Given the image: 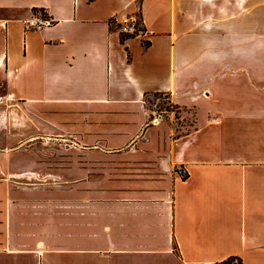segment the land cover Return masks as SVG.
Segmentation results:
<instances>
[{
  "label": "crops",
  "instance_id": "0c3cea01",
  "mask_svg": "<svg viewBox=\"0 0 264 264\" xmlns=\"http://www.w3.org/2000/svg\"><path fill=\"white\" fill-rule=\"evenodd\" d=\"M0 107V264H264V0H0Z\"/></svg>",
  "mask_w": 264,
  "mask_h": 264
},
{
  "label": "rangeland",
  "instance_id": "374dc122",
  "mask_svg": "<svg viewBox=\"0 0 264 264\" xmlns=\"http://www.w3.org/2000/svg\"><path fill=\"white\" fill-rule=\"evenodd\" d=\"M137 23H140V20H137ZM140 25V24H139ZM141 26V25H140ZM149 101V106L153 112V115L158 117L161 116L164 118H169V115L171 113H174L176 118L174 117V123L176 126L177 131L175 132V135H180L178 131H182L181 129L179 130V125L182 124V121L180 120L181 117V111L178 110L176 107L170 104L168 101V98L162 94H157L155 96H151L148 98ZM0 178L1 177H6L8 173H20L23 171V169H26L29 167V164L31 162L30 157L25 158L24 160V155L27 153V151H17L18 152V157L15 159V165L17 168H15L16 172H11L8 171L7 169V152L8 149L11 147H17L21 146V148L25 149L27 146L30 145L28 143V138L27 136L22 132L24 125L22 121L16 122L15 124L11 123L10 120L12 116L10 117V114H5L4 110L8 109L7 107H0ZM4 109V110H3ZM22 115V114H21ZM178 118V120H177ZM178 125V126H177ZM8 127V129H7ZM7 136H13V138L8 139ZM35 147L38 149H42V139H37L35 140ZM39 152V151H37ZM40 153V154H39ZM37 155L34 156L35 159L39 160V156L42 157V151H40ZM80 157V166L82 167V170H80L79 173V178L86 176V174H89V176H95L97 178H100L105 174L103 172V167H95L94 171L89 170L90 165L88 167L84 166L85 163H87V160L81 159L84 157L83 155H79ZM118 168V166H117ZM179 170V169H177ZM112 174L115 176H118L122 174V172L118 171H112ZM35 182H38L37 180H34Z\"/></svg>",
  "mask_w": 264,
  "mask_h": 264
},
{
  "label": "built area",
  "instance_id": "2783aa9c",
  "mask_svg": "<svg viewBox=\"0 0 264 264\" xmlns=\"http://www.w3.org/2000/svg\"><path fill=\"white\" fill-rule=\"evenodd\" d=\"M52 24V21L43 16V17H33L30 20L26 21L25 28L26 30H36L40 31ZM140 25H138L137 21H127L124 22L120 30L124 34L132 35V36H142L144 31H142Z\"/></svg>",
  "mask_w": 264,
  "mask_h": 264
},
{
  "label": "trees",
  "instance_id": "16d2710c",
  "mask_svg": "<svg viewBox=\"0 0 264 264\" xmlns=\"http://www.w3.org/2000/svg\"><path fill=\"white\" fill-rule=\"evenodd\" d=\"M139 24H140V23H138V25H139ZM140 29H142V31H144L143 28H140ZM122 35H123V40H125V37H126V36H129L128 34H124V33H122ZM130 36H132V35H130ZM135 37H136V36H135ZM149 44H150V43H149L148 41L143 40V45H144L145 47H148ZM235 261H238L239 264H242L241 259H238V258H230V259L224 261V262L221 263V264H234Z\"/></svg>",
  "mask_w": 264,
  "mask_h": 264
}]
</instances>
